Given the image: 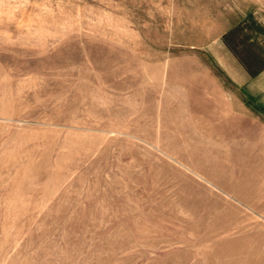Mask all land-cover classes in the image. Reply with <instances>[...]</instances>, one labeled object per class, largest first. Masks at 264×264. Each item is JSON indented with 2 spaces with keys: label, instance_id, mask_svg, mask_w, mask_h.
Listing matches in <instances>:
<instances>
[{
  "label": "rangeland",
  "instance_id": "374dc122",
  "mask_svg": "<svg viewBox=\"0 0 264 264\" xmlns=\"http://www.w3.org/2000/svg\"><path fill=\"white\" fill-rule=\"evenodd\" d=\"M264 0H0V264H264V92L221 35Z\"/></svg>",
  "mask_w": 264,
  "mask_h": 264
},
{
  "label": "crops",
  "instance_id": "0c3cea01",
  "mask_svg": "<svg viewBox=\"0 0 264 264\" xmlns=\"http://www.w3.org/2000/svg\"><path fill=\"white\" fill-rule=\"evenodd\" d=\"M219 49L230 81L243 92H264V15L248 12L220 37Z\"/></svg>",
  "mask_w": 264,
  "mask_h": 264
}]
</instances>
